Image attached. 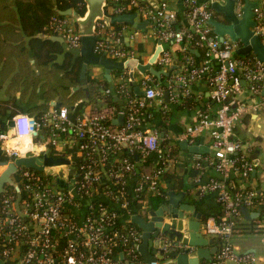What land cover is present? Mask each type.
Returning a JSON list of instances; mask_svg holds the SVG:
<instances>
[{
	"label": "built area",
	"instance_id": "2783aa9c",
	"mask_svg": "<svg viewBox=\"0 0 264 264\" xmlns=\"http://www.w3.org/2000/svg\"><path fill=\"white\" fill-rule=\"evenodd\" d=\"M212 1L183 0L185 18L182 28L176 29L173 23L179 14L173 0H155L157 8L140 0H108V15L136 13L137 21L147 20L148 23L140 30L128 23L108 26L98 21L95 53L114 61L135 58L136 49L127 46L124 39L128 36L134 40L142 33L143 38H156L162 46L154 66L167 72L177 65L176 51L185 46V40L190 39L192 33L197 35V45L204 51L203 59L190 56L183 65H177V70H172L167 77L168 86H165L173 103L196 98L193 87L197 81H205L210 89V102L197 110L184 138L193 145L204 134L210 150L193 153L195 169L212 168L220 175L201 185L199 192L201 197L214 193L220 206V214H212L205 221L206 235L216 239L218 246L211 264L252 262L253 257L235 251L231 238L243 218L241 207L256 211L262 205L255 219H259V226L264 225V194L236 184L231 175L238 173L240 183L253 177L255 166L243 142L234 136V128L244 112L256 110L264 103L261 97L264 65L255 56L253 59L236 56V42L229 37L222 39L215 33L210 23L214 17ZM254 1L257 2L255 32L264 36V0ZM48 27L64 37L71 47H82L73 18L54 16ZM121 71L118 83L114 84L126 107L125 111H119L125 115L121 126L108 124L105 114H86L71 119L66 107H55L40 121L29 113H18L12 117L11 127L0 130L4 160L14 161L20 157L18 143L37 132L36 137L42 134L44 139L34 142L36 148H31L27 155H38L41 150L49 151V147H54L55 157L75 162L69 165L64 187L58 185L57 177L47 174L42 177L31 168L19 167L12 175L15 185H10L11 189L5 186L0 195V260L10 264H55L56 260L58 264H122L125 261L116 254L120 242L122 246L127 245L122 251L130 261L143 264V260L139 263L135 260L143 237L141 229L131 219L133 210L129 209L125 184L129 178L135 179L134 193L145 194L142 201L147 208L151 195L164 193L161 179L175 159L174 146H163L160 130L152 124L151 104L161 100L166 90L147 71L142 82L144 94L137 95L130 85L129 69ZM257 97H261V102L255 101ZM60 142L65 149H57ZM75 154L81 157L79 169ZM135 154L152 168L138 171ZM5 167L0 165V168ZM73 178H76L75 183ZM196 181L201 182V177L197 176ZM112 203L126 209V222L130 226L123 233L115 225L117 209ZM171 246L165 244L162 252L168 253ZM181 247L188 252L195 249L189 245ZM151 264L176 262L166 257Z\"/></svg>",
	"mask_w": 264,
	"mask_h": 264
},
{
	"label": "water",
	"instance_id": "95a60500",
	"mask_svg": "<svg viewBox=\"0 0 264 264\" xmlns=\"http://www.w3.org/2000/svg\"><path fill=\"white\" fill-rule=\"evenodd\" d=\"M142 2H149L153 7L157 8L155 0H140ZM86 12L81 15L75 9H68L65 11L58 10L63 16H72L76 22L78 33L81 35L82 47L74 48L69 45L64 37L59 35H37V37L43 40H51L59 42L62 47V51L57 53V59L54 62L63 64L67 55L72 56V65L76 63L79 58H82V66L80 70L79 84L71 88V94L80 90L88 89V72L90 65H99L104 68L105 78L111 85L112 94L115 101L121 105V110L125 111L123 99L117 94L116 88L112 82V72L115 70L121 71L130 69L131 83L135 86V90L142 94L135 82L134 70L135 68L140 70L143 74L149 71L156 76L160 81L163 76H170L173 67L170 71L158 70L154 64L156 62L162 46L155 50L148 63H139L138 59L130 58L126 61H114L106 55H97L95 53V45L97 42L96 30L98 21L106 23L108 26L116 23H128L137 29H145L148 21L142 22L136 20V13L121 14L110 16L107 13L108 0H85ZM257 2L254 0H214L211 3V8L216 14L221 15L222 18L213 17L210 23L214 26V31L220 36V38L229 37L231 41L236 42L237 49L235 53L238 55L246 56L252 54L255 58L264 65V36L255 32L256 13L254 8ZM194 53L200 54L198 50H193ZM245 84V82H243ZM261 94L264 96V82ZM165 96L168 98L169 94L166 92ZM50 106L61 108L62 103L59 101H50ZM125 115L119 114L117 118L113 119V124L121 126L124 124ZM6 125H13L12 114H7L3 119L4 128ZM38 135L35 132L33 135L26 136L25 145L20 147L21 156L14 161L2 160L3 147L0 145V165L6 166L4 171L0 175V195L3 192L6 184L14 186L12 175L18 170L19 167L31 168L37 171L44 172L49 176L57 177V182L60 187L66 186V179L68 176L69 165H75V162H71L65 157H55L51 155L49 151L41 150L38 155H27L31 148H36L33 145L34 138ZM41 139H44V135H40ZM161 137H164V132L161 133ZM205 137L203 136L200 145H193L187 147V142H182L181 146L185 149L188 148L191 153H206L209 152V147L204 144ZM127 147V143H124ZM135 158L139 156L135 154ZM252 162L255 166V170L252 173L253 176L261 173L262 169L259 167L258 150L250 155ZM238 175V173H235ZM72 182H76V178L72 179ZM184 192L175 193L172 189L168 192V200L161 204L157 209L151 208L150 217L142 216L137 209H134L131 217L132 221L142 231V243L138 246V251L142 256L143 264H151L158 259H164L166 257H172L175 259L176 264H202L201 258L206 260H213V255L216 254L218 247L214 249H208L209 243H214L215 239H208L206 236V215L197 211L196 207L191 204L182 203ZM114 208L116 205L111 204ZM259 205L256 211L250 212L246 207H241L240 211L246 220L259 217L260 208ZM191 214L193 215L191 218ZM203 230V233H201ZM165 244H172L168 253L162 252V247ZM185 245L193 246L195 249L192 252H188L184 247ZM119 258L125 261V264H137L130 261L127 254L124 251L120 252ZM0 264H10L0 260ZM58 264V261H55ZM226 264H236L235 261H228ZM264 264V263H261Z\"/></svg>",
	"mask_w": 264,
	"mask_h": 264
},
{
	"label": "crops",
	"instance_id": "0c3cea01",
	"mask_svg": "<svg viewBox=\"0 0 264 264\" xmlns=\"http://www.w3.org/2000/svg\"><path fill=\"white\" fill-rule=\"evenodd\" d=\"M183 3H184L183 0H173L174 9L178 12L179 16H184L185 9H184ZM12 13H14L13 15L14 17L9 18L7 21L4 22V24H10L11 26L13 24L16 25V22H17V17H16L17 12L16 11L6 12L5 15L12 14ZM69 17L71 19L73 18L72 16H69ZM217 17L222 18L221 15L216 14V18ZM0 25H2V22H0ZM40 34L46 35L43 33H40ZM144 39H146V46H147L146 48L152 49V52L150 54L151 56L146 62L141 61V59L137 56L135 57V59H138L139 63L146 64L152 57L155 50L159 47V42L157 41L156 38H144ZM29 41L30 40L28 38L25 40V46L31 48L32 46L29 44ZM124 42L127 46H132L135 48L133 40H130L128 36L125 37ZM135 45L137 48L142 49L145 43L144 44L136 43ZM178 48L179 47H177V49ZM61 51H62V47L60 44V47H56L55 51L53 52L56 55L55 60L57 59V53H60ZM69 58L71 59L69 60ZM54 61H53V64H58L60 66L65 65L67 62L70 61L71 66H73L71 62L72 61L71 55H67L66 59L63 61V64H60ZM30 64H32L33 70H36L37 74L40 75L41 70H43V67H38L36 65V60L33 55L30 58ZM177 65H175L176 68H177ZM176 68L175 70H177ZM98 70L99 72L95 73V69L92 67V71L90 70L91 71L90 73L92 75H95L99 79L105 78L104 68H102V70L100 69ZM137 71L139 72L140 75H137L136 73ZM17 72H18L17 64L12 62L9 69H6L5 63L2 61L0 57V127L3 124V119L5 118L7 114H12V117H13L14 115L18 113L38 112L42 110L43 106L45 105L50 106L48 104L50 101H46L43 98L44 81L41 82V84L38 85L37 88H35L34 93H33L34 88L32 87L29 88L28 91H24V88L21 85H18L13 81V77L14 75H16ZM129 73H130V69H129ZM145 74H143L140 70L136 68L134 70L135 82L137 86L139 87V90L143 92L142 94L138 93V91L135 90V86L131 83V79H130V85L134 93L137 95L144 94V86L142 82L145 77ZM97 75H99L100 77ZM118 75H119L118 72H114V71L112 72L113 84L118 83V80H119ZM156 82L159 84L168 86L166 76H163L161 81L156 77ZM166 92H168L169 94L168 98L165 96ZM193 93L196 96L198 104L195 108H188L186 106H182L183 101L179 103L171 102V99H170L171 94L168 90H166L161 100L160 99L155 100L151 104V108L153 111L152 124L154 127L160 130V135L161 133L164 132V137H161L162 143L164 141V143H166L167 145H171V146H174V148H177V151H178L177 158H175L174 160H172L171 163H169L167 171L165 172L164 176L161 179V189L165 191L167 195L171 189L175 191V193L184 192L185 194L183 195L182 203L194 205L197 211H199L201 214L206 215L208 217L214 213L219 212L220 206L216 202L214 193H209L201 197L199 195L200 187L201 185H203L204 183H206L212 178H220V175L212 168H207L205 171H198L197 169H195L194 162L192 159L193 153H191L188 148L184 149L181 146L182 142L184 141L187 142V145H188L187 147H190L193 145H200V142L204 136V134H201L198 142L193 145H191L188 142V140L184 138L187 127L191 125L196 118L197 110L205 106L208 102H210V89L205 81H197L193 87ZM261 97L262 99H264V96L262 94H261ZM261 97L255 98V101L261 102V99H260ZM50 108L52 109L53 106H50ZM214 108H216L215 105H214ZM4 111H6L7 113H4ZM263 122H264V103L261 104L256 110H249L247 112H244L241 115L240 120L237 122L234 128V136L239 138L244 143V145L245 144L248 145L246 146L247 148L245 150L247 151L249 157L252 153H255V151L258 150L259 167H260V163H264V132L262 131ZM11 126L6 125L4 128L2 127L1 128L6 129ZM247 133H251L252 135L249 138H247L246 137ZM35 138L33 140V143L36 142L37 140H42L40 136L35 137ZM172 141L177 143L176 145L177 147L174 145ZM204 144L206 145L205 139H204ZM18 145L21 147L23 146V143L19 142ZM167 145H164V146L166 147ZM125 149H127V147H125ZM127 153L128 154L130 153L129 149L127 150ZM133 158L137 162L138 171L140 172L149 171L152 168V166L150 165H145V163L139 158L136 159L135 155H133ZM4 169L5 168H0V175L4 171ZM261 169L262 171L259 174V176L257 175L253 176L252 177L253 180L250 183L253 187L252 190H254L256 193L264 194V189L256 185L257 179L259 178L264 179V171H263V168ZM173 174L185 178L186 183L184 187L182 186L180 187L179 184L175 183V181H172L171 175ZM197 176L201 177L202 179L201 182L196 181ZM231 176L233 177L231 178V180L233 179V182L238 184L239 183L238 175H231ZM147 206H150L149 199L147 201ZM151 208H149L148 213L146 212L143 214H141L140 212L139 213L142 216H146L149 218L150 217L149 212ZM253 211L255 210H253V208H250V212H253ZM192 216L193 215L191 214V218ZM243 220H245V222ZM201 233H203V230ZM206 237L208 239L212 238L210 236H206ZM231 242L234 246L235 251L238 254L249 255L253 257L252 262H242V263H236V264L264 263V225L259 226V219L254 218V219L246 220L244 219V217L240 219L239 227L237 228L234 235L232 236ZM214 247H218L216 239L214 243H209L207 245L208 249H214ZM201 263L211 264V261L210 260L208 261L205 258H201Z\"/></svg>",
	"mask_w": 264,
	"mask_h": 264
},
{
	"label": "trees",
	"instance_id": "16d2710c",
	"mask_svg": "<svg viewBox=\"0 0 264 264\" xmlns=\"http://www.w3.org/2000/svg\"><path fill=\"white\" fill-rule=\"evenodd\" d=\"M242 0H240L241 2ZM264 9V1L262 4ZM75 9L81 15L86 12L85 0H0V57L5 63L6 69H9L11 63L14 62L18 65V72L13 77V81L21 85L24 91H28L29 88H35L44 81L43 84V98L46 101L57 100L62 103V107L68 109V114L71 119L84 116L86 114H105L107 117V123L113 125V119L117 118L121 105L115 101L112 94L111 85L106 78L99 80L98 77L88 72V89H80L71 94V88L79 84L80 70L82 66V58H79L74 66H71L70 61L65 65L53 64L56 58L55 51L56 47H60L58 42L51 40H42L41 38L35 37L40 33L57 35L53 30L49 29V24L54 16L62 17L58 10ZM16 11L17 22L16 25L4 24L9 18H13L14 13L6 14V12ZM185 16V15H184ZM184 16H179L173 27L178 29L182 28ZM213 16L216 17V12L213 10ZM115 25H120L116 23ZM29 39L31 48L25 46V40ZM198 37L195 33L191 34L190 39L185 40V46L176 51V63L181 66L183 65L190 56H195L199 60L204 57V51L197 45ZM198 50L199 55L194 53L193 50ZM34 56L36 65L43 67L40 75L37 74L36 70H33L32 64H30V58ZM236 56L244 59H253L254 55ZM71 58H69L70 60ZM114 72H122L115 70ZM44 74V75H43ZM115 86V85H114ZM117 86V85H116ZM115 86V88H116ZM161 86L167 90L168 88L161 84ZM119 95V94H118ZM121 97V95H119ZM198 101L195 97L187 98L183 101L182 106L188 108H195ZM90 106V110L86 111V108ZM54 108V107H53ZM50 106H43L41 111L31 112L37 120H41L42 117L50 111ZM4 113H7L4 111ZM0 130H4L0 127ZM162 145H167L162 143ZM54 147H49V153L55 155ZM177 148L173 149L172 155L177 158ZM128 154V153H127ZM2 159V158H1ZM3 158L2 160H4ZM74 160L77 161V169L80 167L81 157L74 155ZM42 177L45 176L44 172L35 171ZM172 181L179 184V186H185V178L178 175H171ZM136 182L129 178L125 184L127 189V198L130 201L129 209H137L141 214L148 213L149 208L157 209L161 204L168 200L166 192L162 195H151L149 199L150 206L147 208L143 207L144 195H137L134 193L133 187ZM7 189H11L10 185H6ZM190 188V187H189ZM249 188V187H248ZM23 193V192H22ZM116 211V218L114 220L115 225L118 229L123 232L130 226L126 222L128 216L126 215V209L118 208ZM144 208L143 211H141ZM220 212V211H219ZM214 213L219 215L220 213ZM239 223L237 224V228ZM127 249V245L122 246L119 242L116 247V254L119 258L120 252ZM135 260L139 263L142 261V256L139 251L136 253ZM125 264V262H122Z\"/></svg>",
	"mask_w": 264,
	"mask_h": 264
},
{
	"label": "rangeland",
	"instance_id": "374dc122",
	"mask_svg": "<svg viewBox=\"0 0 264 264\" xmlns=\"http://www.w3.org/2000/svg\"><path fill=\"white\" fill-rule=\"evenodd\" d=\"M133 42H134V46L136 48V56L139 57L141 59V61L146 62L149 59V57L151 56L150 54L152 52V49H147L146 48L147 47L146 46V39L143 38L142 33H138L136 35V38L133 40ZM136 43H139V44H144L145 43V45H144V47L142 49H140V48L136 47V45H135ZM92 67L95 69V73L99 72L98 69L102 70V68H103L102 66H99V65H90L89 73L92 71ZM167 69H169V67H167ZM136 73H137V75H140L138 71ZM97 76H99V75H97ZM102 79H104V78H100L99 80H102ZM89 109H90V106H88L86 110L89 111ZM262 131L264 132V122L262 123ZM251 135H252L251 133H247L246 137L249 138ZM35 140H36V138H35ZM47 140H50V138L48 137ZM173 143H174L175 146L177 145L176 142H173ZM243 145H244V143H243ZM246 146H248V145L247 144L244 145V150L247 148ZM56 147H57V149H60V150L63 149V148L65 149V147L63 146V144L61 142ZM260 167L263 168V171H264V163H260ZM74 169H75L74 167H71V170H74ZM252 180H253L252 177H249L247 179V181H244L242 183L239 182L238 184L242 185L243 187H249V188L253 189V187H252V185L250 183ZM256 185L258 187H262V189H264V179H262V178L257 179ZM144 208L141 211H143ZM243 221L245 222V220H243ZM247 222H249V221H247Z\"/></svg>",
	"mask_w": 264,
	"mask_h": 264
},
{
	"label": "bare ground",
	"instance_id": "6f19581e",
	"mask_svg": "<svg viewBox=\"0 0 264 264\" xmlns=\"http://www.w3.org/2000/svg\"><path fill=\"white\" fill-rule=\"evenodd\" d=\"M30 141V140H28V139H26V137H23L22 139H21V142L23 143V145H25V141ZM31 146H33V145H31Z\"/></svg>",
	"mask_w": 264,
	"mask_h": 264
},
{
	"label": "clouds",
	"instance_id": "9594fccd",
	"mask_svg": "<svg viewBox=\"0 0 264 264\" xmlns=\"http://www.w3.org/2000/svg\"><path fill=\"white\" fill-rule=\"evenodd\" d=\"M26 125H27V122H25V131L27 130V127H26Z\"/></svg>",
	"mask_w": 264,
	"mask_h": 264
},
{
	"label": "flooded vegetation",
	"instance_id": "af4514ba",
	"mask_svg": "<svg viewBox=\"0 0 264 264\" xmlns=\"http://www.w3.org/2000/svg\"><path fill=\"white\" fill-rule=\"evenodd\" d=\"M74 65H75V64H74ZM74 65H73V66H74Z\"/></svg>",
	"mask_w": 264,
	"mask_h": 264
}]
</instances>
